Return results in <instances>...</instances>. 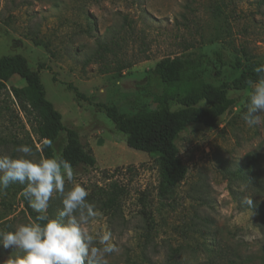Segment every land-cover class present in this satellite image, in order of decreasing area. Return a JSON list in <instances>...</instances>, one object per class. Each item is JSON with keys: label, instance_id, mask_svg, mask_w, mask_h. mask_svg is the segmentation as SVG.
Returning <instances> with one entry per match:
<instances>
[{"label": "rangeland", "instance_id": "obj_1", "mask_svg": "<svg viewBox=\"0 0 264 264\" xmlns=\"http://www.w3.org/2000/svg\"><path fill=\"white\" fill-rule=\"evenodd\" d=\"M216 52L240 65L264 60V0H0V56L22 55L32 70L43 65L47 100L96 160L94 168L73 170L65 192L76 184L88 191L97 215L83 227L97 239L111 232L117 251L107 255L109 264H264V114L253 113L261 115L253 127L242 119L251 87L232 94L238 103L216 129L193 124L179 135L187 175L170 200H160L156 158L129 149L110 120L64 85L137 115L154 111L162 95L148 75L157 62ZM35 97L17 77L0 94V156L20 157L14 148L27 144L28 158L44 159L30 109ZM64 141L60 133L52 144L55 158ZM24 187L0 191V231L33 222L21 201ZM115 188L117 207L108 210ZM62 199L50 200L51 218ZM18 254L0 246V264Z\"/></svg>", "mask_w": 264, "mask_h": 264}, {"label": "trees", "instance_id": "obj_2", "mask_svg": "<svg viewBox=\"0 0 264 264\" xmlns=\"http://www.w3.org/2000/svg\"><path fill=\"white\" fill-rule=\"evenodd\" d=\"M264 60L247 58L244 65L228 59L222 53L213 56L198 55L194 58L163 59L157 62L148 75L156 78L162 86V95L157 101L154 111H143L137 115L120 113L116 107L103 103H93L84 97L71 84H64L76 99L87 102L103 114L120 133L127 147L155 157L158 163L157 196L160 200H170L177 186L185 179L187 168L178 156L176 142L179 135L190 125H201L207 130L218 127V121L237 105L238 100L232 94L248 90L249 80L257 79L253 68ZM38 65L36 70L28 66L22 55L0 56V94L6 90L11 78L23 80L31 92L36 94L30 103V109L39 118V134L50 145H42L43 156L53 158L52 144L60 133H64L65 141L57 158L71 163L73 170L96 167V160L91 151L80 141L73 129L62 123L60 113L45 96L40 79ZM235 75L229 81L215 83L214 79L225 75ZM55 83V79H51ZM116 188L107 197L105 208L117 207ZM21 201L29 215L34 219L36 213L21 196Z\"/></svg>", "mask_w": 264, "mask_h": 264}, {"label": "clouds", "instance_id": "obj_3", "mask_svg": "<svg viewBox=\"0 0 264 264\" xmlns=\"http://www.w3.org/2000/svg\"><path fill=\"white\" fill-rule=\"evenodd\" d=\"M253 72L257 79L248 81L251 91L242 112L249 127L260 123L261 115L253 113L259 110L264 114V63L255 66ZM44 143L50 145L51 141ZM14 151L22 155L0 156V191L12 183L24 185L23 199L36 215L30 224H22L14 231H0V246L19 253L10 255L2 264H109L107 255L117 251L110 243L111 232L97 239L83 227L97 215L87 200L88 191L76 184L65 192L66 178L71 180L74 175L71 163L55 157L34 162L28 158L33 148L27 144L16 146ZM54 194H63L57 218L48 214ZM243 203L251 207L252 199L246 197Z\"/></svg>", "mask_w": 264, "mask_h": 264}]
</instances>
